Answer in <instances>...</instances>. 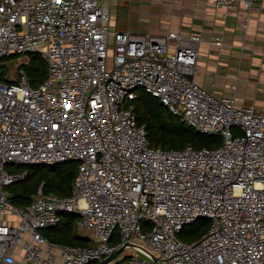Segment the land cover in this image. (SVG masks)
Returning a JSON list of instances; mask_svg holds the SVG:
<instances>
[{
  "label": "built area",
  "instance_id": "2783aa9c",
  "mask_svg": "<svg viewBox=\"0 0 264 264\" xmlns=\"http://www.w3.org/2000/svg\"><path fill=\"white\" fill-rule=\"evenodd\" d=\"M256 2L215 0V7ZM109 24L104 0H0V68L18 60L13 76L0 75V264H98L127 241L160 264H264V113L191 79L198 36ZM32 52L46 64L37 86L21 59ZM137 90L220 145L151 147L131 103ZM67 162L78 163L69 197L39 189L24 207L9 202L8 188L27 174L17 168ZM63 213L90 232L89 246L43 236ZM199 219L208 220L207 232L180 240ZM132 251L107 264H153Z\"/></svg>",
  "mask_w": 264,
  "mask_h": 264
},
{
  "label": "crops",
  "instance_id": "0c3cea01",
  "mask_svg": "<svg viewBox=\"0 0 264 264\" xmlns=\"http://www.w3.org/2000/svg\"><path fill=\"white\" fill-rule=\"evenodd\" d=\"M104 1L113 31L198 36L191 79L217 98L231 97L237 107L264 113V0L231 10L216 8L215 0Z\"/></svg>",
  "mask_w": 264,
  "mask_h": 264
},
{
  "label": "trees",
  "instance_id": "16d2710c",
  "mask_svg": "<svg viewBox=\"0 0 264 264\" xmlns=\"http://www.w3.org/2000/svg\"><path fill=\"white\" fill-rule=\"evenodd\" d=\"M25 70L33 86L40 84L46 73V64L41 57L32 59L25 65ZM0 75L6 81V72ZM138 125H145L149 144L153 148L162 150H180L190 145L195 149L216 148L220 145L219 137L200 134L187 127L177 117L172 116L160 102L145 93L137 90L136 97L131 101ZM77 162H67L53 166L17 168L25 170L23 181L8 188L9 202L16 207H24L31 201V196L39 189L44 194H53L58 197H69L71 186L77 173ZM76 217L68 213L60 215L59 224L42 234L47 240L55 244L86 247L90 245L88 238L82 237L75 231ZM208 230V220L199 219L194 224L184 227L179 239L184 242L200 238ZM46 232V234H45ZM118 237L111 240V244L118 243ZM96 264V263H94Z\"/></svg>",
  "mask_w": 264,
  "mask_h": 264
},
{
  "label": "rangeland",
  "instance_id": "374dc122",
  "mask_svg": "<svg viewBox=\"0 0 264 264\" xmlns=\"http://www.w3.org/2000/svg\"><path fill=\"white\" fill-rule=\"evenodd\" d=\"M38 57H41V55H40L39 52H32V53H29V54H26V55L22 56L21 59L22 60L31 61L32 59H38ZM17 61L18 60L15 59V58H11V59H8V60H2L3 65H2V67L0 69L2 71L4 70L7 73V75L13 76L14 75V72H15V69H16V62ZM0 66H1V64H0ZM74 220H75V224H78V222H79L78 217H76V219H74ZM77 228H78V226L76 225L75 226V231L80 236L87 238L90 235V232L89 231H86L85 230L83 232H79V230ZM132 254H134V251H132V250H125V252H123L121 256H126V255L129 256V255H132ZM140 258H143V257L140 256Z\"/></svg>",
  "mask_w": 264,
  "mask_h": 264
},
{
  "label": "water",
  "instance_id": "95a60500",
  "mask_svg": "<svg viewBox=\"0 0 264 264\" xmlns=\"http://www.w3.org/2000/svg\"><path fill=\"white\" fill-rule=\"evenodd\" d=\"M127 249H132V250L137 251L142 256L151 260L153 264H160L158 259L151 252H149L147 249H145L144 247H142L140 245L132 244L129 241L125 242L122 246H120L118 249H116V251L113 255L106 257L105 259H103L98 264H107L108 262H110V261L114 260L115 258H117L118 256H120Z\"/></svg>",
  "mask_w": 264,
  "mask_h": 264
}]
</instances>
